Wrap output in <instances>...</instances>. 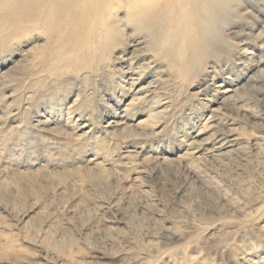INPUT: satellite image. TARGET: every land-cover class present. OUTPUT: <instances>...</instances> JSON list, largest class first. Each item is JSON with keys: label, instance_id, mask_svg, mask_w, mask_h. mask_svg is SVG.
Returning a JSON list of instances; mask_svg holds the SVG:
<instances>
[{"label": "rangeland", "instance_id": "obj_1", "mask_svg": "<svg viewBox=\"0 0 264 264\" xmlns=\"http://www.w3.org/2000/svg\"><path fill=\"white\" fill-rule=\"evenodd\" d=\"M226 1L223 52L159 61L148 96L115 59L132 25L93 58L88 24L0 20V264H264V0Z\"/></svg>", "mask_w": 264, "mask_h": 264}, {"label": "bare ground", "instance_id": "obj_2", "mask_svg": "<svg viewBox=\"0 0 264 264\" xmlns=\"http://www.w3.org/2000/svg\"><path fill=\"white\" fill-rule=\"evenodd\" d=\"M56 1L0 0V20L14 18L15 22H26L32 27H38L40 24L54 25L55 20L60 18H73V29L88 24L90 28L75 41L76 50L82 52L87 49L93 58L98 52L103 56L113 48H121L125 27L132 25L133 31L146 33L147 47L142 45L144 38L134 39L130 44L132 50L121 49L115 59L132 88L144 93L143 96L152 92L157 84L155 79L158 78L151 79L145 85H138L146 78V73L152 70L156 72L159 61L172 67H190L194 66L201 54L215 56L224 50L220 30L225 23V12L229 10L226 0H59V5L55 4ZM123 9L124 17H120L118 13ZM85 10L93 13L90 19L82 16ZM103 12L107 15L104 16ZM243 54L252 60V51L244 47ZM227 78L206 84V88L210 87L217 96V103L238 101L241 86L232 84L230 75ZM211 111H216V108ZM121 124V120L110 118L103 126L109 129ZM212 126L206 125V128ZM229 132L219 133L218 137L231 134Z\"/></svg>", "mask_w": 264, "mask_h": 264}]
</instances>
